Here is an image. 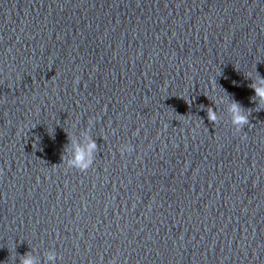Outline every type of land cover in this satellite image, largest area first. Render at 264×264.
Segmentation results:
<instances>
[{
  "label": "water",
  "instance_id": "95a60500",
  "mask_svg": "<svg viewBox=\"0 0 264 264\" xmlns=\"http://www.w3.org/2000/svg\"><path fill=\"white\" fill-rule=\"evenodd\" d=\"M256 88L264 0H0V264H264Z\"/></svg>",
  "mask_w": 264,
  "mask_h": 264
},
{
  "label": "clouds",
  "instance_id": "9594fccd",
  "mask_svg": "<svg viewBox=\"0 0 264 264\" xmlns=\"http://www.w3.org/2000/svg\"><path fill=\"white\" fill-rule=\"evenodd\" d=\"M256 94L261 96V97H264V88H256ZM233 107H234V109H237V110L239 109V105H235L234 104ZM210 118L214 120L215 119L214 114L210 113ZM235 122H238V123L247 122V118L245 116H243V115H239L238 114L235 117ZM94 146H95L94 144L91 145V147H94ZM23 264H33V261H32L31 258H26L24 260Z\"/></svg>",
  "mask_w": 264,
  "mask_h": 264
}]
</instances>
